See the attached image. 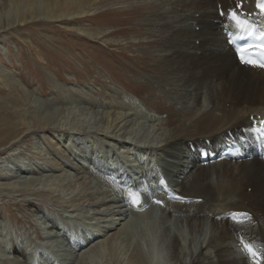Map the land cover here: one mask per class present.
<instances>
[{
  "label": "bare ground",
  "instance_id": "6f19581e",
  "mask_svg": "<svg viewBox=\"0 0 264 264\" xmlns=\"http://www.w3.org/2000/svg\"><path fill=\"white\" fill-rule=\"evenodd\" d=\"M96 1L0 0V33H6L17 26L41 20L49 23L67 21L69 23L66 25L68 31L77 33L89 40L99 41L111 48L117 46L119 49L121 45L127 46V48H137V53L149 55L148 59L154 65L155 72H148L149 75L146 77L150 79L156 93H160V97L153 96L147 102L141 100L142 105L130 96L126 98L111 96V100L106 101L107 105H104L106 107H102V110L93 111V113L101 116L100 123L103 126L97 124L98 129L96 132L93 131L92 135L88 133L81 135L79 127L68 122L67 117L71 115L70 109L44 114L40 110L41 108L38 107V109L37 106H33V95L35 94L32 95L26 86L25 88L21 87V82L12 78L9 72L3 69L4 63L0 57V86L8 88L10 91L7 96H0V152L5 150L8 153L17 152L20 147L14 144L19 143L20 138L30 131L39 132L38 135L43 136L48 133L45 130L49 128L61 127L69 130L66 134L63 131L56 132V136H63L65 139L68 137L69 144L72 143L69 148L74 150L76 148L77 151L76 153L72 151L73 155L69 157L67 163L60 165L65 172L70 169L76 173V179L80 183L68 178L64 179L67 182L68 190L63 193L69 199V203L65 206L61 205L60 209L66 213L65 215L77 213V211L79 213L85 212V216L90 215L89 217L97 225L103 226L101 231L107 233L104 237L93 234V232L100 233V227H96L93 231L86 230L88 235L85 236V240L95 237L101 239V243L92 246L88 252L98 256L106 252L107 264L150 263L148 260V262L146 261L145 253L141 250L140 244L132 240L131 228L135 224L133 218L127 219L128 217L125 216V206L123 207L124 204L119 198L120 196L109 194L108 189L105 191L104 185L107 188L108 185L103 181H100L103 184L101 185L102 188L95 189L87 174L80 171L85 169L87 172L88 168L95 164V161L91 160L94 154L95 158L98 159L95 164L97 169L105 165L107 169L111 170L116 168L117 163H119L118 167L121 173V170L124 169L121 164L131 165L137 159L141 162V166L138 168H141L143 174L147 169L150 170V166L162 167L171 181V185L180 195L203 199V203L200 205L173 206L175 212L179 214L178 217H174L168 212L159 216V220L156 222L159 236L156 237L153 232L150 236L153 237V241L160 242L158 247L162 246L160 250L158 249L161 256V260L157 261L158 264H164L161 263L162 259L164 262L166 260L167 264H247L234 245L233 232L236 231V228L224 222L219 216L234 211L252 212L257 227L250 229L248 235L264 244V164L258 160L241 164L225 161L208 168H201L197 166L195 157L190 153L187 146L189 142L206 139L218 141L219 136L226 131L246 127L250 122V116H264V73L238 65L230 51L226 50L222 33L218 30L219 25L215 23L220 19L218 5L227 9L229 2L234 0H158L154 1L153 4L149 2L135 6L131 10H129L131 8L130 0L103 2L106 7H110L111 10H118L119 13H139L135 15L138 17L135 21H140L139 24L135 23L138 29L133 30L134 35L130 38L121 35L117 37L114 35L115 32L94 28L91 25H82L84 22L82 20L85 19L78 18H86V8L91 11L99 10L91 7ZM250 2L252 3L253 0ZM88 20L91 21L89 15H87L86 21ZM196 27H199L198 32ZM156 74L159 77L154 79ZM48 78L51 85L57 88V81L52 76L49 77L48 75ZM64 90L71 91L69 88ZM68 97V99H74V96ZM133 97L137 96L134 95ZM90 101H86L87 105L92 106L94 101L92 99ZM155 102L166 104L168 108L164 107L161 111L160 106L158 107ZM45 105L51 106L52 104L50 105L47 101ZM143 106L152 112L168 113L165 125H163L162 120L157 119L154 115L149 116L147 114V118H151L147 119L142 111L145 110ZM96 107L98 106H95L94 109ZM55 113L57 117L54 116ZM91 114V112L82 110L78 117L79 124L86 123ZM94 118L99 119L98 116H94ZM85 129L81 130L90 131L89 128ZM126 138L131 142L130 145H136V147L134 146L135 149L132 148L133 145L129 148L125 146L127 144V142L124 143ZM115 140L118 142L116 143ZM101 141L107 143L108 148H118L117 151L106 150ZM120 146L127 147L128 151L121 150ZM140 146L145 147L146 150H141ZM117 152L124 155L123 157L126 156V161ZM41 153H44L43 150L37 148L36 155ZM103 154L109 158H105ZM72 156L80 159L83 157L81 160L87 162V167L83 165L73 166L71 164ZM0 157L2 156L0 155ZM135 157L139 158L135 160ZM19 163L14 164L15 170L7 173L2 170L3 167L0 165V191L15 190L19 185L13 181L19 178V169L22 168ZM28 166L24 169H27ZM128 170L123 171L118 179L126 180V182L132 180L133 182L135 179L131 176L127 177L131 174ZM116 174L112 173L113 177H116ZM125 174H127L126 177ZM63 176L65 177V174ZM82 176L87 179L82 178ZM39 179L31 180L29 184L39 183ZM83 186L85 187L83 188ZM248 188L253 189L252 193L247 192ZM52 194L57 193L53 192ZM61 194L57 195V198ZM36 195L42 196V193ZM117 198L119 199L117 200ZM28 206L33 209L35 216L47 215L33 202H29ZM66 218L68 221H73L70 216ZM174 224L177 225L179 233L173 232ZM105 227L107 229H104ZM46 229L44 227L41 230ZM68 229L69 231L72 230L71 225ZM97 230L99 231L97 232ZM51 234L50 229L46 230L45 238ZM41 239L43 238L41 237ZM1 240L3 239L1 238ZM120 243L127 244L128 250L125 252V257L119 255ZM78 244L80 245V243ZM36 247L41 249L39 245ZM28 248L33 249L32 246H28ZM86 250H83L82 253L86 254ZM29 253L16 251L15 254L18 255L15 258L26 259L28 262L26 263L30 264L34 255L29 256ZM27 256L30 257L28 260ZM60 256H65L68 259L70 255L62 253ZM84 256L86 255H83L82 258ZM73 258L71 256L70 262Z\"/></svg>",
  "mask_w": 264,
  "mask_h": 264
},
{
  "label": "rangeland",
  "instance_id": "374dc122",
  "mask_svg": "<svg viewBox=\"0 0 264 264\" xmlns=\"http://www.w3.org/2000/svg\"><path fill=\"white\" fill-rule=\"evenodd\" d=\"M106 1L108 0H97L95 4L91 5V7L94 9L98 8L99 10L91 11L90 9L86 8V18L79 17L78 19H85L82 20L84 21L82 23L83 26L91 25L94 28H99L102 30L106 29L112 33L115 32L114 35H117V37L121 35L123 37L126 36L130 38L132 35H134L132 33L133 30L138 29L137 26H135V23L139 24L140 21H135V19H138V17L135 15L139 13H119L118 10H111L110 7H106V5L103 3ZM154 1L158 0H130L129 5L131 8L129 10L135 6L149 2L153 4ZM87 15H89L91 21H86ZM126 23L129 24L126 25ZM68 24L69 23L67 21H62L61 23H49L41 20L38 22L17 26L15 29H13L16 30L14 32L11 30L7 31L6 33H0V57L2 63H4L2 67H4L3 69H5L7 72H9L12 78H15L18 82H21V87L25 88L26 86V89L30 90L32 95L35 94L33 95V106L41 108L40 110H42L44 114L58 112L62 109H70L71 115L67 117L68 122L79 127L78 129L80 130L79 133H81V135H85L86 133L92 135L93 131H97L98 125L101 127L103 126V124L100 123L101 116L97 113H93V111H97L98 109L102 110V107H106L104 105H107L106 101L111 100V96L115 95L119 98H126L130 96L134 101L142 104L140 103L141 100L147 102L149 98L160 95V93H156V89H154L152 86L150 79L146 77L149 75L148 72H155L153 63L148 59L149 55H141L140 53H137V48L134 47L127 48V46L121 45V47L118 49L117 46L111 48L99 41L93 40V42L92 40H89L77 33L68 31L66 29V25ZM197 29L199 28H196V31H198ZM48 75L49 77L52 76V78L57 81V88L56 86L53 87L51 85L50 81L48 80ZM155 77L158 78L159 75L156 74V76L154 75V79ZM139 82L143 84L141 85ZM67 87L71 89L70 92L64 90L65 88L68 89ZM8 92H10L8 88L0 86L1 97L7 96ZM146 93H148V97L145 96ZM131 94L133 96L135 95L139 97L140 99L133 97ZM61 96L62 98H60ZM68 96H74V99H68ZM91 99L94 101L92 106L87 105V102H91ZM46 100L50 105H52H45L47 102ZM69 101L71 102L69 103ZM145 102L144 104L146 105ZM156 102L155 104L158 105V107L160 106L159 109L161 111L164 109V107H166V109L168 108L166 104L163 105ZM94 105L98 107L94 109ZM144 106L143 108L145 109L146 106ZM147 109L142 110L146 118L147 114L149 116L154 115V117L157 119L162 120L163 125H165V121H167L168 118V113L162 112L160 114L155 111L152 112V110L149 108ZM82 110H86L92 114L86 123L82 122L80 125L78 117L80 116ZM163 115H165V118ZM54 116L57 117L56 113ZM94 116H98L99 119H95ZM85 128H89L88 130L90 131H82ZM45 131L48 133L43 136L38 135L39 132L37 133L36 131H30L29 133L25 134L20 138L19 143L17 142V144H14L17 146L19 145L20 147L15 153H8L7 150L0 152V155L2 156L0 157V164H3L1 165L3 167L2 170H4L6 173L15 170V163L17 164L20 162L19 164L22 166V168L19 167L21 168L19 169V178L13 180L14 183H19L15 190L0 191V264H27L28 262L26 259L20 258L21 260H19V258H15L17 257L16 255H18L15 253L16 251H27L29 253L30 251L28 246L35 245H39L41 248L37 249L40 250V253L39 255H37V253H29V256L34 255L30 264H47L46 261H41L45 255H50V258H52L48 264H107V257L105 254L106 252L102 253L100 256L91 255L90 252H88L92 246L100 244L101 239L95 237L94 239L90 238L85 241V236L88 234H85V236L83 235V231H85L84 227L86 226V230L90 231H93L96 227H100L99 229L101 234L95 232H93V234L104 237L107 233H105V231H101L103 226L97 225L94 220L89 217L90 215L88 217L85 216V212L79 213L77 211V213L65 215L66 213L60 209L61 205L65 206L69 203V199H67L65 197V193H63L64 191L68 190L67 182L64 179L68 178L69 180L80 183V181L76 179V173H73L70 169L65 172L62 165H60L61 163H67L66 161L71 155H73L72 151H75V153L77 151L76 148L75 150L73 148H69V145L71 147L72 143L69 144L68 137L65 139L63 136H56L57 133L62 131L66 134L69 132V130H67V128L65 129L57 127L54 129L49 128ZM140 131L141 130L139 129V132ZM115 142L117 143L118 140H115ZM101 143L106 148L108 147L107 143L104 141H101ZM119 143H121V140H119ZM124 143L126 144L125 146H128V148L129 146L133 145L129 144L131 142L128 141V138L124 140ZM134 146L136 147V145H133V149H135ZM141 146H144V144H141ZM141 146L139 147L141 150H146L145 147L143 148ZM37 148L38 150L39 148L42 149L44 153L38 154L39 156L36 155ZM119 148H121V150L128 151L127 147L120 146ZM20 155L22 156L20 157ZM84 156L86 157L85 150ZM50 157L52 158L51 160ZM73 157L74 156L71 158V164H73V166L83 165L87 167V162L81 160L83 157L81 159L79 157ZM105 158L109 157L105 156ZM114 159L115 158L113 157V160ZM134 159L136 160V157ZM91 160H96V162L98 161L97 158L94 159V156L91 158ZM23 164H25V166H23ZM26 166H28L27 169H24ZM118 166L119 163H117L116 168L110 170L114 174H116L117 171L116 177L114 178H119V176L123 174L122 172H126L129 168L130 170L128 171H130L131 174H125V177L126 175L127 177L131 176L133 179H135L133 181L134 183L139 181V173L144 176L143 172L140 170L141 168H138L141 166V162H139V160L134 161V163L131 165L128 164V167L126 164H121V166H124V169L121 170V173L119 172ZM154 167L155 165L150 166V170L147 169L146 172H149L146 175L147 177H152L155 172V169H153ZM93 168L97 169V166L93 164L90 166V168H88L89 170L87 172L85 169L80 171H84V173L87 174L95 189L102 188V180H97L96 182H93L92 180ZM64 174L65 177L63 176ZM82 178L87 179L83 176ZM35 179H39V183L33 182V184H29L31 180ZM84 187L85 186H83V188ZM104 189L107 191V187H105V185ZM247 191L248 193H252L251 188H248ZM53 192L57 194H52ZM107 192L109 194H115V196H118V192L111 187ZM37 193H42V196H37ZM60 194L61 196L57 198V195L59 196ZM119 198H121V196ZM119 198H117V200ZM29 202L35 203L40 209L44 210L47 215H40V217L43 216L41 219L40 217L35 216L33 209L28 206ZM122 202L124 204L123 200ZM124 206L125 205H123V207ZM124 209L125 216L128 217L127 219L133 218L135 224L131 228L133 234L132 240L140 244L141 250L145 253L144 257H146V261L148 260L150 264H158L157 261L161 260L159 250L162 248V246L158 247L160 242H157L156 240L153 241V237L151 238L150 236H152V232L156 237L159 236L156 222L159 220V216L162 213H166V211L161 210L157 211V213L156 211H149L151 209L149 208L146 209L142 214L139 213L138 215L129 216L126 206ZM58 214H60L62 217ZM68 216H70L73 221L69 220V222L68 218H66ZM69 224L72 227L71 231L68 229L70 227ZM61 225L64 228H62ZM44 227L47 228L46 230L50 229V231H52V234L46 238V230H41L44 229ZM104 229H107V227ZM98 231L99 230H97V232ZM173 232L179 233L177 230V225L175 224L173 225ZM41 237L43 239H41ZM1 238L3 240H1ZM78 238H82L84 240V242H82L83 245H79L78 243L75 244ZM180 241L182 242V239H180ZM86 244L88 247H85ZM15 246H17L16 249ZM35 248L37 247L35 246ZM83 250H86V254H83L84 252L82 253ZM127 250L128 248L126 243L119 244L120 257H125V252H127ZM62 253H65V255H70L69 258L67 259L65 256H60ZM81 255L86 256L82 258ZM71 256L74 257L72 262H70ZM153 256H157V259ZM28 258L30 257L27 256V260ZM65 259L67 261H64ZM161 263L167 264L166 260L164 262L163 259Z\"/></svg>",
  "mask_w": 264,
  "mask_h": 264
},
{
  "label": "snow or ice",
  "instance_id": "6c2138e0",
  "mask_svg": "<svg viewBox=\"0 0 264 264\" xmlns=\"http://www.w3.org/2000/svg\"><path fill=\"white\" fill-rule=\"evenodd\" d=\"M236 7L237 8H239V7H243V4L241 3V4H238V5H236ZM257 7L258 8H260V10L262 11V12H264V0H259V2L257 3ZM233 14H235V13H233ZM241 59H243V57H241ZM245 63H254L253 61H248V60H245L244 61ZM262 66H264V65H262ZM135 197H137V199L136 200H134V202L135 203H138L139 201H138V197H139V193H135V194H133ZM156 203H160V201H157Z\"/></svg>",
  "mask_w": 264,
  "mask_h": 264
}]
</instances>
